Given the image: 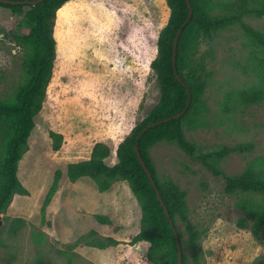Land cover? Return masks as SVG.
Here are the masks:
<instances>
[{
	"label": "rangeland",
	"instance_id": "374dc122",
	"mask_svg": "<svg viewBox=\"0 0 264 264\" xmlns=\"http://www.w3.org/2000/svg\"><path fill=\"white\" fill-rule=\"evenodd\" d=\"M262 1L196 0L211 17ZM169 13L165 0H69L56 11L52 76L18 163L28 194L13 196L0 215V264H149L148 244L129 242L139 230V209L127 183L118 180L110 191L99 192L93 182H72L63 171L68 162L88 158L96 141L110 147L106 162L113 164L118 142L158 101L150 62ZM241 20L264 35L263 14L246 13ZM23 24L22 14L0 6V100L13 99L27 77L23 61L30 49L17 39ZM205 66L208 81L193 120L184 125L187 138L200 148L251 143L250 150L223 156L219 166L229 175L250 167L264 176V101L242 106L234 96L238 90L264 87L263 47L236 22L214 33ZM49 131L62 135L57 151L51 149ZM149 156L157 177L184 191L188 216L201 232L204 264L235 258L238 248L247 264H264V240L235 225L242 211L235 206L237 197L223 191L221 177L169 141L155 143ZM56 170L62 172L58 188L42 211ZM95 214L108 215L111 223L97 222ZM16 216L24 225L10 235L7 227ZM107 236L119 243L94 246Z\"/></svg>",
	"mask_w": 264,
	"mask_h": 264
},
{
	"label": "trees",
	"instance_id": "16d2710c",
	"mask_svg": "<svg viewBox=\"0 0 264 264\" xmlns=\"http://www.w3.org/2000/svg\"><path fill=\"white\" fill-rule=\"evenodd\" d=\"M66 1L69 0H42L34 5L0 2L1 7L23 15L24 24L17 39L30 49V54L23 61L27 75L25 82L19 86L13 99L0 100V140L3 142L0 155V215L7 211L14 195L20 197L28 194L18 177V163L28 149V138L34 127L35 117L42 108L46 88L52 76L56 57L54 19L56 11ZM189 1L192 15L178 37L175 55L176 73L184 85L174 76L172 45L175 32L186 18L188 8L185 0H165L170 9L169 18L158 33L157 53L150 62L159 87L158 101L118 142L113 164L106 162L111 153L110 147L106 143L96 141L88 158L68 162L63 171L65 177L72 182L78 179L93 182L99 192L110 191L113 183L118 180L127 183L139 209V230L131 236L129 242L148 244L146 258L149 264H178L176 241L169 220L162 212L152 185L136 157L134 142L138 132L145 125L181 111L187 102L188 92L190 102L180 117L147 129L137 142L141 158L151 172L167 213L176 228L177 240L182 250L181 264H204L203 253L198 244L201 232L188 216L184 191L172 180L157 177L149 149L163 140L177 145L185 155L200 163L214 177H221L223 191L237 197L235 206L242 211V216L237 218L235 225L241 229L248 227L257 241L264 240V176L250 167L239 174L229 175L219 166V160L223 156L232 151L250 150L252 144L200 148L188 139L184 132V125L193 120L202 103L201 97L208 81L205 58L212 56L214 33L237 22L242 25L244 32L264 49V35L243 24L241 20L246 13L264 15V1L258 7L239 9L237 13L222 17H211L196 0ZM201 43L207 45L203 51L199 49ZM234 96L242 106L257 104L264 101V87L238 90ZM48 137L51 149L57 151L62 135L49 131ZM61 175L60 170L55 171L41 210L57 190ZM93 217L99 223H111L106 214H95ZM23 225L22 217H13L7 231L13 235ZM91 232L95 234V231ZM118 243V240L107 236L97 238L94 246L105 248ZM185 246L190 253L186 252Z\"/></svg>",
	"mask_w": 264,
	"mask_h": 264
},
{
	"label": "water",
	"instance_id": "95a60500",
	"mask_svg": "<svg viewBox=\"0 0 264 264\" xmlns=\"http://www.w3.org/2000/svg\"><path fill=\"white\" fill-rule=\"evenodd\" d=\"M41 1H42V0H0L1 3H5V4H30V5H31V4L34 5L35 3H38V2H41ZM185 3H186L187 8H188V13H187V16H186V18L184 19L183 23H182V24L180 25V27L176 30L175 35H174V38H173V45H172V64H173L174 76L176 77V79H177L179 82L182 83V85H184V83L181 81V79L179 78V76H177L178 74L176 73V69H175V55H176V48H177L178 37H179V35H180V33H181L182 28H183L184 25L189 21L191 15H192V8H191L192 6H191V4H190V1H189V0H185ZM189 102H190V93L188 92V99H187V102H186L184 108H183L181 111H179V112H177V113H175V114H173V115H171V116H169V117H165V118H163V119H161V120H158V121H155V122H152V123H150V124L145 125V126H144V127L138 132V134H137V136H136V139H135V142H134V143H135V144H134V151H135L136 157H137V159H138L140 165H141L142 168L144 169V171H145V173H146V175H147V177H148V179H149V181H150V183H151V185H152V188H153V190H154V192H155L156 198H157V200H158V202H159L161 208L163 209L162 212H164L166 218L169 220V224H170L171 229H172V231H173V233H174V237H175V241H176V251H177V261H178V264H181L182 250H181L180 245H179L178 240H177L176 228H175V226H174L172 220L170 219L169 213H167V208H166V206H165V204H164V202H163V200H162V198H161V195H160L159 190L157 189V187H156V185H155V182H154V180H153V178H152L151 172H150L149 169L146 167V165L144 164V162H143V160H142V158H141V155H140L139 150H138L137 142H138V140L140 139L141 135H142L147 129H149V128L155 126L156 124H160L161 122H166V121H168V120H171V119H175V118L180 117V116L184 113V111H185V109L187 108ZM0 223H1V216H0Z\"/></svg>",
	"mask_w": 264,
	"mask_h": 264
},
{
	"label": "crops",
	"instance_id": "0c3cea01",
	"mask_svg": "<svg viewBox=\"0 0 264 264\" xmlns=\"http://www.w3.org/2000/svg\"><path fill=\"white\" fill-rule=\"evenodd\" d=\"M14 196H17V195H14ZM10 206V205H9ZM8 208V207H7ZM9 209V208H8ZM7 209V210H8ZM263 248H264V246H263ZM236 251H238L239 252V254L235 257L236 258V261L235 260H233V261H231L230 259H235V258H227V260L226 261H224L223 263H221V264H247V257H246V254H244V252H243V249L242 248H238ZM250 262V261H249ZM248 262V263H249Z\"/></svg>",
	"mask_w": 264,
	"mask_h": 264
}]
</instances>
